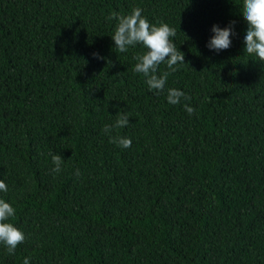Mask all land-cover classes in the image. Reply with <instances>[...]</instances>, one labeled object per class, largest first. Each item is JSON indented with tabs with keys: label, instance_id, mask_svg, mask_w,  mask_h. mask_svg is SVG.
Listing matches in <instances>:
<instances>
[{
	"label": "trees",
	"instance_id": "16d2710c",
	"mask_svg": "<svg viewBox=\"0 0 264 264\" xmlns=\"http://www.w3.org/2000/svg\"><path fill=\"white\" fill-rule=\"evenodd\" d=\"M242 5L0 0V199L25 234L0 264H264V62L244 53ZM135 7L184 53L162 92L134 71L146 49L111 37L107 17ZM230 22L231 46L209 49ZM118 112L129 148L103 132Z\"/></svg>",
	"mask_w": 264,
	"mask_h": 264
},
{
	"label": "clouds",
	"instance_id": "9594fccd",
	"mask_svg": "<svg viewBox=\"0 0 264 264\" xmlns=\"http://www.w3.org/2000/svg\"><path fill=\"white\" fill-rule=\"evenodd\" d=\"M242 9L241 15L247 23L244 53L255 61L264 62V0H243ZM107 18L117 21L114 34L111 36L115 48L119 52L125 53L130 47L142 45L146 51L134 57L137 61L134 71L146 78L145 82L149 90L164 91L168 76L177 71L175 66L186 63L184 53L177 48L173 41L176 30L167 23L151 24L142 15V9L139 7L133 8L128 14L113 12ZM234 23L230 22L225 27L214 24L211 29L214 35L210 37L207 47L216 52L228 49L232 43L231 36L235 35ZM94 55L102 59L98 54ZM161 64H166L170 71L158 75V68ZM182 98L190 100V97L179 89L169 88L167 90L166 99L169 104H180ZM184 108L189 115L195 112V109L188 104H184ZM128 124L129 116L118 112L115 123L113 125L106 124L103 132L109 134L110 142L123 148H129L132 143L130 138L111 135L113 129L123 128ZM52 161L55 165L52 171L58 174L61 171L63 159L60 155H53ZM76 174L79 175L78 169ZM0 191H8L7 185L2 179H0ZM14 216V207L4 199H0V244L6 247L9 255L14 254L17 246L25 240L23 231L10 222ZM23 264H30L29 258H25Z\"/></svg>",
	"mask_w": 264,
	"mask_h": 264
}]
</instances>
